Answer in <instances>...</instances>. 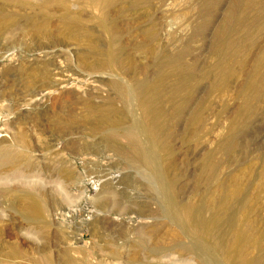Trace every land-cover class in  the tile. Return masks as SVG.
Listing matches in <instances>:
<instances>
[{
    "label": "rangeland",
    "instance_id": "1",
    "mask_svg": "<svg viewBox=\"0 0 264 264\" xmlns=\"http://www.w3.org/2000/svg\"><path fill=\"white\" fill-rule=\"evenodd\" d=\"M263 50L264 0H0V264H264Z\"/></svg>",
    "mask_w": 264,
    "mask_h": 264
},
{
    "label": "bare ground",
    "instance_id": "2",
    "mask_svg": "<svg viewBox=\"0 0 264 264\" xmlns=\"http://www.w3.org/2000/svg\"><path fill=\"white\" fill-rule=\"evenodd\" d=\"M43 10H45V8ZM260 61L263 64V75L257 76V78L255 80V83H254V89L258 92V94L261 93L262 89H264V50L262 51V53L260 55ZM152 92L153 91H149L148 93H152ZM254 95L255 94L252 93L251 97L253 98ZM249 98H250V96H249ZM154 106H155V100L153 98H151V101H150V111H151V113H150V115L154 111ZM9 152H7V154L5 156V158L8 159V160H9V158L11 156L13 157V154H10ZM12 157H11V159H12ZM12 160H14V159H12ZM21 183H22V181H21ZM23 187H25V186H23ZM26 187H25V189H23V188L19 189V191L21 193V196L19 195L20 198H18L19 202H18L17 206L19 208L17 207V213H18L19 217L22 220H26L29 224H32L33 222H35L37 220V217H38V215L40 213V208H41L42 204L40 203V200L38 198L37 188H35V186H33V185H29L27 188ZM8 190L9 189H7V188L4 189V191H8ZM186 215L190 219V222L193 223V225H192L193 227H195L196 229H201L202 231H204L205 234L208 233L209 235H211V237L215 236L218 239L219 243L221 241H223V239L225 240V238L227 237L226 236L225 238H223L222 234H220L219 232H216V227H215V230H213V227L211 228L210 223L203 222L202 219H201L199 211H193V210L190 209V210H188ZM210 222H211V220H210ZM211 224H213V223H211ZM215 225H216V222H215ZM226 240H228V239H226ZM24 241L32 245L31 238L24 239ZM226 242H229V241H226ZM228 248H229V246H228ZM15 249L21 251V246L18 245V246L15 247ZM36 260H37V258H36ZM34 262H35V260H34ZM36 263H37V261H36Z\"/></svg>",
    "mask_w": 264,
    "mask_h": 264
}]
</instances>
